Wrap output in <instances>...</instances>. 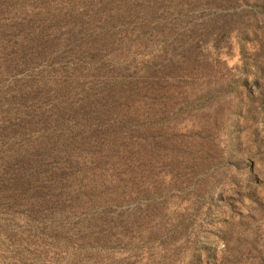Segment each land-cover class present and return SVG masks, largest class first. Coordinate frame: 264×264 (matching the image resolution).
<instances>
[{
	"label": "rangeland",
	"instance_id": "rangeland-1",
	"mask_svg": "<svg viewBox=\"0 0 264 264\" xmlns=\"http://www.w3.org/2000/svg\"><path fill=\"white\" fill-rule=\"evenodd\" d=\"M127 2L106 57L183 61L151 68L130 107L141 164L110 182L128 196L38 208L4 190L0 264H264V0ZM148 18L171 33H136Z\"/></svg>",
	"mask_w": 264,
	"mask_h": 264
},
{
	"label": "trees",
	"instance_id": "trees-1",
	"mask_svg": "<svg viewBox=\"0 0 264 264\" xmlns=\"http://www.w3.org/2000/svg\"><path fill=\"white\" fill-rule=\"evenodd\" d=\"M78 1L82 6L75 8L76 0H0L4 204L36 199L42 208L125 201L128 195L114 192L110 182L115 171L136 168L134 160L141 164L138 141L129 135L130 107L144 99L139 89L152 82L151 68L183 62L157 55L141 63L140 73L114 65L103 52L121 40L117 26L131 15L127 0ZM159 27L148 18L134 29L165 39L172 27Z\"/></svg>",
	"mask_w": 264,
	"mask_h": 264
}]
</instances>
